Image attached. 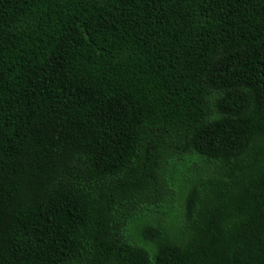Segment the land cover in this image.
Instances as JSON below:
<instances>
[{"label": "trees", "instance_id": "16d2710c", "mask_svg": "<svg viewBox=\"0 0 264 264\" xmlns=\"http://www.w3.org/2000/svg\"><path fill=\"white\" fill-rule=\"evenodd\" d=\"M0 264H264V0H0Z\"/></svg>", "mask_w": 264, "mask_h": 264}]
</instances>
